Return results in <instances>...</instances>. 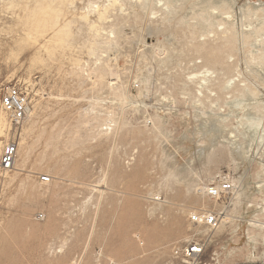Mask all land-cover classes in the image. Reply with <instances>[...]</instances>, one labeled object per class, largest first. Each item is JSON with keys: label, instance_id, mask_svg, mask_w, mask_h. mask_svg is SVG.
Returning <instances> with one entry per match:
<instances>
[{"label": "rangeland", "instance_id": "1", "mask_svg": "<svg viewBox=\"0 0 264 264\" xmlns=\"http://www.w3.org/2000/svg\"><path fill=\"white\" fill-rule=\"evenodd\" d=\"M109 1L112 3V0H36L35 2L34 0H0V95L11 85H19L29 95V111L25 120L19 125L13 124L9 115L0 108V157L9 142H14L19 148L14 170L13 168L4 170L0 166V264H165L171 247L188 236V215L194 210L205 207L204 199L208 196L203 193V188L208 184H217L221 174H230L232 179L237 180L230 196H236L245 204L243 214L245 219L249 218V214L246 213L248 204L261 202L264 191L260 186L264 180V112L260 113L261 116L253 112L251 106L255 102L245 91L247 92V84L253 86L252 88L259 92L261 98H257L256 101H264L261 97V94L264 97V84H262L264 68H260L264 65L260 64V59L257 60L259 52H264V38L262 41L259 40L261 36L264 37V31L255 33L258 35L256 37L260 36L257 39L253 31V26L258 25L256 28H260L264 25V14L257 15L258 13L253 12L257 7H253L252 12H248L242 2H256L254 4L262 5L264 8V0H237L233 5L234 24L238 35H236L235 50L229 55L228 60L235 68L229 72L232 75L221 71L224 76L222 77L218 71L221 64L215 65L217 69L215 66L214 69L219 73V78L222 77L218 85L213 82V77L209 76L214 69H210L211 72L206 70L204 60L199 59L198 52L195 53L196 49L190 50L204 41L205 35L200 34L207 33L209 27L207 28L203 21L204 24L188 17H191L198 6L201 7L200 9L208 8L206 4L208 0H176L174 5L178 6L175 9L164 5L165 0H148L147 3L145 0L147 5L142 4L141 2L144 1L141 0H125L130 3L112 5L111 11L108 6ZM218 1L212 2L219 6L220 1ZM86 6L89 11L91 10L89 19L95 20L99 26L103 24L100 26L101 32L104 30L103 35L96 33V27L89 24L88 20L79 18L83 11L88 10ZM103 6H108L106 15H109V19L102 23L98 19V12L102 11ZM116 9H120V12ZM244 9L248 13H245ZM175 10L176 14H174ZM208 10L210 14L216 13L214 16L216 20L221 19L219 17L222 14L217 15L220 13L218 9L213 7ZM112 12H116L115 15L120 17H114ZM246 16L250 17L251 26L247 23ZM190 19L193 21L190 22ZM179 21L183 23L180 24ZM112 23L116 25H111ZM187 24H194L199 30L194 38L182 36L181 29ZM64 25H67L68 33L59 31ZM112 29L116 31V36L111 39H114L113 42L117 46L112 43L114 47L110 48L111 41L109 44L108 39H105L107 42L105 44L103 40L108 35L103 36L112 32ZM179 29L181 32H178ZM248 31L252 38L249 37L250 40H247L249 43L243 42L241 35L245 32L247 34ZM209 33L211 39L208 41H212L213 33ZM116 37L118 38L115 40ZM182 37L185 39L183 40ZM190 41L193 43L191 44ZM190 44L194 46L191 47ZM93 50H97L94 51L96 54ZM100 56L103 60H99ZM100 61L108 63L105 64L108 67L117 64L118 78L115 76L112 79L107 71H104L107 72L106 76L104 72H95L98 75V77L95 75V78L92 71L99 65L104 66ZM200 61L205 69H202V65L198 67ZM256 61L260 66H257ZM212 66L210 68H213ZM222 68L223 66L220 69L224 71ZM101 74L103 76H100ZM193 74L195 76L199 74L200 77L207 79L200 78L202 82L198 83L197 77ZM193 76L194 79H191ZM99 79L106 85H101ZM111 81L119 84L118 92L121 91V96L119 93L118 95L126 97L124 103L121 104L118 99H114L116 95L108 86ZM212 83L216 84V87H211ZM220 83L225 85L220 86ZM238 83L243 87L241 88ZM202 84L210 88L208 93L212 95V98L207 97L208 100H205L207 101L205 106L206 104L212 106L213 115L216 112L217 116V121L211 122L220 123L226 120V123L222 122L224 126L216 127L217 131L219 130L218 134L227 136L228 140L236 139L242 142L234 158L231 159L232 156L227 155L224 160L213 166L214 179L211 180L210 176L203 172V165L199 163L195 165L194 170L186 168L187 172H184L186 177L184 174L180 176L181 180L178 184L175 182L177 176L173 179L175 183H172L173 180H169L168 175L166 176L172 168L168 166L172 163L171 160H166V155L170 152L166 150L160 132L165 134L170 132L167 136L174 134L175 139L172 142L174 147L177 149L178 146L182 147L181 139L176 137L180 136L186 126H182L179 112L194 115V110L201 102L198 103L200 101L198 99L193 106L190 99L193 97L189 94L194 95L197 85L204 87ZM217 86L219 89L215 92ZM107 88L110 90H106ZM220 88H224L222 89L224 91ZM243 88L245 91L240 93ZM195 89L196 91H192ZM234 89L241 90L237 92ZM205 94L208 95L206 92ZM35 100L40 103L38 101L35 103ZM92 101L95 103L92 112H97L102 118L107 119L108 112L113 111L114 115L117 114L115 117L121 120L120 125L114 126L112 123L109 128L106 125L97 128L102 120H96L98 124L95 122L97 124L95 134L85 141L87 143L68 146L69 138L74 136L77 119L79 116L82 118L81 115L90 105H94ZM36 105L38 108H35ZM202 107H204L203 103ZM33 109L37 114L30 116L29 112ZM156 112L164 116L162 127L158 124L159 126L155 128L152 125L153 121L146 119ZM124 118L129 122L127 123L129 125H126L128 127L133 125V128H127L125 124L121 125ZM218 123L216 126L219 125ZM5 124L11 128L7 132L8 135L6 131H1L5 129ZM125 127L127 129H123ZM154 129H157L155 132L158 131L156 133L158 140L152 134L155 133ZM59 133L62 134L61 137ZM49 137L54 141L53 139V142L50 141ZM148 139L150 143L147 142ZM66 140L67 144L64 145ZM18 158L20 159L18 162L23 164L17 162ZM17 167L22 170H18ZM43 175L51 176V180L43 182L41 180ZM163 183H167L170 187ZM190 184L196 185L194 187ZM177 186L180 192L176 190ZM189 187L187 192L186 189ZM171 188H176L175 192L179 193L178 196H174L177 195L175 192L172 195ZM42 192L45 193L41 194ZM185 193H189V199ZM192 198L198 201L194 202ZM207 201L205 205H213L211 200ZM155 203L161 204L160 212L150 214L149 210ZM257 221L264 222V214H260ZM262 229L264 226L254 229L257 234L252 245L259 237L264 238ZM172 231L174 233H170ZM219 233L224 240L230 241L231 245L223 251L225 264H261L255 253L253 254L257 256L256 258L249 257L252 252L246 249L249 248L245 246L248 245L247 238L243 237L236 242L239 244H236L233 243L232 238L229 240L231 236L228 228L219 230ZM232 247H237L234 248L233 254L230 252Z\"/></svg>", "mask_w": 264, "mask_h": 264}, {"label": "bare ground", "instance_id": "2", "mask_svg": "<svg viewBox=\"0 0 264 264\" xmlns=\"http://www.w3.org/2000/svg\"><path fill=\"white\" fill-rule=\"evenodd\" d=\"M36 0H34V2H35ZM55 1H62V0H55ZM72 1V0H71ZM130 1V0H129ZM128 1V2H129ZM134 1V0H133ZM141 1H144V2H141L142 4H144L145 3V0H141ZM147 1L148 0H146V3H147ZM177 1H179V0H177ZM203 1V0H202ZM206 1V0H205ZM213 0H208V3H207V1H206V4H207V6H208V8L207 7H205L204 9H200L201 7H197L196 9H195V11H194V13L191 15V17H188V18H193V19H195V20H197L198 22H201V23H205V26L207 25V28L209 29H207V33L206 32H203L202 30V32L203 33H201L200 35H202V36H204V37H206V38H204L203 40L204 41H202V42H199V44L198 45H196V46H194V45H191L192 43H193V41H190L191 42V47L192 46H194V48L192 47L190 50H192V49H196V52L195 53H197V54H199L198 56H199V59H203L204 60V66L206 67V70H208V71H210L211 72V70L210 69H214V66L215 65H217V64H221L220 65V67H219V69L223 66V68H224V71L223 70H219L218 69V71L221 73V74H219V73H217L216 71H215V69H217V66H215L216 68L214 69V71H212L211 72V75H209V76H212L213 78V82L214 83H216L217 85H218V83L220 82V80H221V78L222 77H224V76H222V72L224 73H229V72H231V70L233 69L234 70V68L232 67V64L229 62V60H228V57H229V55L232 53L233 54V51L235 50V41H236V35H238L237 34V31H236V27H235V24H234V13H233V5L234 4H236V1L237 0H219L220 1V5L219 6H217V5H215L214 4V2H212ZM218 1V2H219ZM239 1V0H238ZM241 1V0H240ZM254 1V0H253ZM261 1V0H260ZM259 1V2H260ZM52 2H54V1H52ZM110 2V1H109ZM127 2V1H126ZM126 2H125V0H112V3L110 4L109 3V7L110 6H112V5H115V4H121V5H123L124 3V5H126ZM128 2H127V5H128ZM258 2V1H257ZM49 3H50V1H49ZM59 3V2H58ZM64 3V2H63ZM130 3V2H129ZM145 3V4H146ZM150 3V2H149ZM164 5H169L168 6V8L169 7H171L172 9H175L177 6H175L174 4L176 3V0H165L164 1ZM181 3V2H180ZM183 3H184V1H183ZM205 3V2H204ZM246 7L245 8H247L246 10L249 12V11H251L252 12V9H253V7H257L256 9H255V11L253 10V12H255L257 15H259L260 13H261V15H262V13L264 14V12H262V11H264V8H263V6L261 5V6H259V5H256V4H254V3H256V2H254V3H252V2H250V1H245V2H242ZM36 4V3H35ZM51 4H53V3H51ZM92 4V3H91ZM139 4V3H138ZM141 4V5H142ZM152 4V3H151ZM150 4V5H151ZM178 4V3H177ZM202 4V3H201ZM258 4H260V3H258ZM59 5V4H58ZM107 5V4H106ZM131 5V4H130ZM141 5H140V7H141ZM147 5V4H146ZM180 5V4H179ZM184 5V4H183ZM107 6V7H108ZM119 6V5H118ZM145 6V5H144ZM149 6V5H148ZM201 6V5H200ZM203 6V5H202ZM92 8L94 7L93 5L91 6ZM90 7V8H91ZM106 6H103V9H102V11H99L98 12V19H99V21H102V23H103V21L105 20L106 21V19L109 17V15H106V10H108V8H107ZM117 7V6H116ZM146 7V6H145ZM145 7H143V8H145ZM182 7V6H181ZM196 7V6H195ZM214 7V9L216 8V9H218V12L220 11V13H218L217 15H223V16H226L225 18L221 15V17H219V18H221V19H215V17L214 16H216V13L215 14H210V11L208 10V9H210V8H213ZM86 8H87V6H86ZM85 8V9H86ZM114 8V7H113ZM118 8V7H117ZM122 8H123V6H122ZM126 8V7H125ZM130 8V7H129ZM161 8V7H160ZM193 8V7H192ZM207 8V9H206ZM38 9V8H37ZM88 9V8H87ZM86 9V10H87ZM124 9V8H123ZM127 9V8H126ZM171 9V10H172ZM179 9H181L180 7H179ZM179 9H178V11H179ZM200 9V10H199ZM94 10V9H93ZM109 10L111 11V7L109 8ZM117 10V9H116ZM120 9H118L117 11H119ZM122 10V9H121ZM128 10V9H127ZM246 10L244 9V11H245V13H248V12H246ZM91 11V10H90ZM89 9L87 10V11H83L84 13H82L80 16H79V18L81 19V20H88V22H89V24H91V25H93V26H95L94 28L97 30V32L96 31H94V32H96V33H98L99 32V34L101 33L102 35H103V31L101 32V30H102V28L100 27V26H102L103 24L100 22V24H102V25H97V23H96V21L95 20H90L89 19ZM96 11V10H95ZM113 11V10H112ZM115 11V10H114ZM123 11H125V10H123ZM143 11V10H142ZM243 11V10H242ZM241 11V12H242ZM120 12V11H119ZM167 11H165V14H167L166 13ZM174 12V11H173ZM108 13H109V11H108ZM112 13H114V12H112ZM255 13H254V15H255ZM116 14V12L114 13V17H116V16H118V17H120L119 15H115ZM119 14V13H118ZM151 14V13H150ZM174 14H176V10H175V13ZM249 14H251V13H249ZM253 14V13H252ZM111 15V14H110ZM120 15H121V13H120ZM163 15V14H162ZM169 15H170V13H169ZM245 15H247V14H245ZM256 15V16H257ZM260 15V16H261ZM112 16V17H113ZM171 16H172V14H171ZM243 16V15H242ZM249 16H251V15H249ZM117 17V18H118ZM163 17H164V15H163ZM185 17V16H184ZM183 17V18H184ZM247 17V16H246ZM253 17V16H252ZM259 17V16H258ZM257 17V18H258ZM172 18V17H171ZM170 18V19H171ZM243 18V17H242ZM248 18V22L247 23H249V18L250 17H247ZM263 18V17H262ZM109 19V18H108ZM111 19V18H110ZM119 19V18H118ZM163 19V18H162ZM168 19V18H167ZM193 19L191 20L190 19V22L191 21H193ZM253 19V18H252ZM57 20V19H56ZM182 20V19H181ZM109 21V20H108ZM116 21V20H115ZM114 21V22H115ZM196 21V22H197ZM203 21V22H202ZM66 22V21H65ZM117 22H118V20H117ZM168 22H170V21H168ZM197 22V23H198ZM242 22H244L243 20H242ZM246 22V21H245ZM252 22V21H251ZM250 22V23H251ZM257 22V21H256ZM87 23V22H86ZM179 23H180V21H179ZM181 23H183V21H181ZM180 23V24H181ZM203 23V24H204ZM250 23H249V25H250ZM253 23H254V21H253ZM263 23V22H262ZM65 24V23H64ZM241 24V23H240ZM70 25V24H69ZM111 25H116L115 23H112ZM66 26L67 25H64V26H62L61 28H59V31L60 32H65V33H68V29H66ZM162 26V25H161ZM179 26V25H178ZM182 26V25H181ZM251 26V25H250ZM258 26V25H257ZM256 26V27H257ZM260 26H261V24H260ZM81 27V26H80ZM105 27H107V26H105ZM104 27V28H105ZM109 27V26H108ZM244 27V26H243ZM256 27H254L253 26V31H254V35H255V37H256V35L257 34H259V33H261V32H263L264 30H263V28H264V25H262L260 28H256ZM94 28H93V30H94ZM110 28V27H109ZM112 28V27H111ZM118 28V27H117ZM186 28V30H183V29H185ZM203 28V27H202ZM252 28V27H251ZM106 29V28H105ZM183 29H181L182 30V33H183V37L185 36V38H188V37H191V38H194L195 37V35L197 34V32L199 31V30H197L196 29V27H195V25L194 24H187ZM200 29V28H199ZM242 29V28H241ZM181 30L179 29V31L178 32H181ZM243 30V29H242ZM56 31V30H55ZM111 31V30H110ZM244 31V30H243ZM247 31V30H246ZM57 32V31H56ZM55 32V33H56ZM118 32V31H117ZM209 32H212L213 33V35H212V41H208L209 39H211L210 37V33ZM111 33V34H110ZM177 33V32H176ZM182 33H180V34H182ZM243 33V32H242ZM252 33V32H251ZM255 33H257V34H255ZM264 33V32H263ZM70 34V33H69ZM116 31L115 30H113L112 29V32H108V33H106V35L104 34V36L103 37H105V36H107V38H104L103 40H105V39H108V41H109V44H110V41H111V44L110 45H112V43L114 44L115 42H113V40L114 39H111V38H114L116 35ZM65 35V34H64ZM96 35V34H95ZM117 35H119V34H117ZM188 35V36H187ZM243 35V36H242ZM241 35V37H243V42H247V43H249L248 41L250 40V38H252L251 36H250V33H249V31L247 32V34H246V32L245 33H243ZM252 35V34H251ZM261 35V34H260ZM98 36V35H97ZM99 36H101V35H99ZM112 36V37H111ZM258 36V35H257ZM127 37V36H126ZM182 37V38H183ZM250 37V38H249ZM254 37V36H253ZM260 37V36H259ZM259 37H256V39L257 38H259ZM118 37H116L115 38V40L117 39ZM181 38V39H182ZM185 38H183V40L185 39ZM264 37H262L261 36V39H259L260 41H262V39H263ZM196 39V38H195ZM249 39V40H248ZM103 40H101V41H103ZM248 40V41H247ZM118 41V40H117ZM187 41V40H186ZM127 42V41H126ZM264 42V41H263ZM101 42H99V44H100ZM107 42H106V40H105V44H106ZM251 43V42H250ZM262 43V42H261ZM260 43V44H261ZM116 44V43H115ZM114 44V45H115ZM194 44H197V43H194ZM244 44H246V43H244ZM114 45H112V46H110V48L111 47H114ZM188 45V44H187ZM247 45V44H246ZM117 45H115V47H116ZM159 46V45H158ZM261 46H262V44H261ZM98 47V46H97ZM121 47V46H120ZM119 47V48H120ZM184 47H186V46H184ZM189 48H190V46H188ZM250 47V46H249ZM263 47H264V43H263ZM118 48V47H117ZM122 48V47H121ZM120 48V49H121ZM189 48H187V49H189ZM99 49V48H98ZM104 49V48H103ZM158 49V48H157ZM159 49H160V47H159ZM158 49V50H159ZM162 49H164L163 47H162ZM116 50V49H115ZM244 50V49H243ZM264 50V49H263ZM262 50V51H263ZM92 51V50H91ZM90 51V52H91ZM95 50H93V52H94ZM97 51V50H96ZM95 51V52H96ZM161 51V50H160ZM194 51V50H193ZM89 52V53H90ZM92 52V53H93ZM94 52V54H96ZM181 52V51H180ZM183 52V51H182ZM91 53V55H94V54H92ZM121 54V53H120ZM119 54V55H120ZM180 54V53H179ZM256 55V54H255ZM95 57H96V55H95ZM257 57H258V59L257 60H259L260 59V64L262 65H264V52H259V55H257ZM98 58H100L99 60H103V58H101V56L100 57H98ZM180 58V57H179ZM230 58V57H229ZM252 58H254V57H252ZM252 58H250V60L252 61ZM256 59V58H255ZM254 59V60H255ZM107 60V59H106ZM202 60V61H203ZM88 62V61H87ZM90 62V61H89ZM93 62V61H92ZM101 62V61H100ZM103 62V61H102ZM101 62V63H102ZM108 62V61H107ZM193 62V61H192ZM255 62V61H254ZM104 63V66L103 67H101L102 65H99V67L97 68V69H94V71H92V74L94 73V77L96 78V76L98 77V75H96L97 73H95V72H100V73H102V72H104V71H107V72H109V74L108 75H110V76H112V79L113 78H115V76L118 78V74H117V64H110V65H112V66H110V67H108V65L106 66L105 64H108V63H105V61L103 62ZM200 63H201V61H200ZM233 63V62H232ZM256 63H257V66L259 65L260 66V64H259V62H257L256 61ZM252 64V63H251ZM255 64V63H254ZM88 65H89V63H88ZM94 65V64H93ZM200 65H202V63L201 64H198V67L200 66ZM211 65H213L212 67L213 68H210V66ZM97 66V65H96ZM105 66H106V68L108 69H106L105 68ZM204 66L202 65V69L204 68ZM235 66V65H234ZM252 66H256V65H252ZM91 67V66H90ZM94 67V66H93ZM82 68V67H81ZM222 68V69H223ZM238 68V67H237ZM258 68V67H257ZM261 69L262 68H264V67H260ZM129 69V68H128ZM201 69V68H200ZM205 69V68H204ZM255 69V68H254ZM253 69V70H254ZM88 70V69H87ZM118 70H119V68H118ZM199 70V69H198ZM197 70V71H198ZM196 71V72H197ZM222 71V72H221ZM255 71V70H254ZM256 71H258V70H256ZM107 72H104V74L106 73L107 74ZM194 72V71H193ZM192 72V73H193ZM199 73L201 72V70L200 71H198ZM197 72V73H198ZM234 72V71H233ZM238 72V71H237ZM261 72V71H260ZM82 73V72H81ZM90 73V72H89ZM100 73H98V74H100ZM191 73V74H192ZM253 73V72H252ZM255 73V72H254ZM253 73V74H254ZM259 73V72H258ZM257 73V74H258ZM82 74H84V73H82ZM91 74V73H90ZM90 74H88V76L90 75ZM106 74L104 75V76H106ZM177 74V73H176ZM202 74V73H201ZM205 74H207V73H205ZM204 74V75H205ZM214 74V75H213ZM218 74L220 75V76H222V77H220L219 78V76H218ZM229 74H231V73H229ZM238 74H240V73H238ZM96 75V76H95ZM194 75V74H193ZM224 75V74H223ZM225 75H228V74H225ZM232 75V74H231ZM230 75V76H231ZM235 75H237L236 73H235ZM256 75V74H255ZM264 75V74H263ZM100 76H103V74H101ZM195 76V75H194ZM194 76H193V78L191 77V79H194ZM239 76V75H238ZM262 76V75H261ZM83 77V76H82ZM89 77H91V76H89ZM195 77H197V82L199 83V82H202V80L200 79V78H202L203 80H205V79H207V78H203L202 76L200 77V75L198 74V75H196ZM236 77V76H235ZM240 77V76H239ZM238 77V78H239ZM257 77V76H256ZM260 77V76H259ZM101 78V77H100ZM103 78V77H102ZM101 78V79H102ZM146 78V77H145ZM188 78V77H187ZM229 79V78H228ZM231 79V78H230ZM233 79V78H232ZM240 79H241V77H240ZM258 79V78H257ZM259 79H263V78H259ZM92 80V79H91ZM95 80V79H94ZM97 80V79H96ZM100 80V79H99ZM102 80H104V79H102ZM118 80V79H117ZM148 80V79H147ZM147 80H145L146 82H147ZM150 80V79H149ZM200 80V81H199ZM193 81V80H192ZM191 81V82H192ZM195 81V80H194ZM193 81V82H194ZM210 81L212 82V80L210 79ZM210 81H208V82H210ZM237 81V80H236ZM239 81V80H238ZM93 82H95V81H93ZM99 83L100 82H102L101 83V85L102 84H105V83H103V81H98ZM210 82V83H211ZM222 82H224V81H222ZM145 83V82H144ZM188 83V82H187ZM214 83H212V85H211V87L212 86H215L216 87V84H214ZM214 84V85H213ZM221 84L222 83H220V86H221ZM224 84V83H223ZM222 84V86H224ZM234 84V83H233ZM241 84V83H240ZM240 84L238 83V85L240 86ZM262 84H264L263 82H262ZM106 85V84H105ZM104 85V86H105ZM195 85H196V82H195ZM199 85H201V83L199 84ZM203 85V84H202ZM235 85H237V84H235ZM103 86V87H104ZM108 86L110 87V89L111 90H113L114 91V94L116 95H114L115 97H114V99L116 98V99H118L119 100V102H121V104L122 103H124L125 102V100H126V97L125 96H123V97H120L121 96V94H120V92H118V90H120V86H119V84H117V82H110L109 84H108ZM108 86H105V87H108ZM193 86V85H192ZM204 87H202V86H198L197 85V91H196V89L195 90H192V91H196L195 93H194V95H192V93L191 94H189V93H187V95L189 94L190 96H192L193 97V99L190 97V99L192 100H190V99H188V100H190L194 105L193 106H195V104H196V100H200V101H198V103H200L201 102V104H199L197 107H196V109L194 110V108H193V110H194V115H192V114H188L187 112H185V113H183V112H179V114H180V117H181V122H182V126H186V128L184 129V130H182L181 131V133H180V136L179 137H176V139H181V144H182V147H180V146H178V149L177 148H175L174 147V145H173V141H174V139H175V137L171 134V135H169V136H167L168 135V133H170V132H167L166 134L164 133V132H160L161 133V135H163V143L166 145L165 147H166V150L167 151H169L170 153L168 154V155H166V160L168 161V160H171V164L170 165H168V166H170V167H172L171 169H170V172L168 173V174H166V176L168 177V178H170L169 180H173L174 178H175V176H177V179H175V182L178 184V182H180V180H181V177L180 176H183V174H184V172H187V170L185 171V169L187 168L188 170H194V167H195V165L196 164H199V163H201L202 165H203V172L206 174V175H208V176H210V179L212 180V179H214V177L212 176V173H213V170H212V168H213V166L214 165H216V164H218L220 161H222V160H224L226 157L225 156H227L228 155V157L229 156H232L231 157V159L232 158H234V155H235V153L238 151V149H239V145H241V142H242V140H240V141H236V139L235 140H228V138H227V136H221L220 134H218V132H219V130L217 131V128L216 127H221V126H224L225 124H222V122L223 123H226V120H225V122L224 121H222V122H220V123H218L219 125H217L216 126V122L215 123H213V122H211V121H217V119H216V115H215V113L216 112H214V115H213V108L211 109V107H209L208 106V104H206V106H208V107H206L205 106V102H207V101H205L206 99H207V97H208V99H209V97H211L212 98V95L211 94H209L208 93V91L210 90V88H207L206 87V85H203ZM208 86V85H207ZM108 87V88H109ZM123 87V86H122ZM173 87V86H172ZM210 87V86H209ZM218 87V86H217ZM237 87V86H236ZM235 86H234V88H236ZM241 87V86H240ZM239 87V88H240ZM243 87V86H242ZM241 87V88H242ZM245 88H246V83H245V86H244ZM253 87V86H252ZM251 86H249L248 84H247V92L244 90L245 88H243L242 89V92H240V93H243V90L245 91V93H248L247 95L252 99V100H254V102H255V104H253V106H251V107H253V109H254V111L253 112H255L256 114L257 113H261V112H264V108L262 109V106H264V101L263 100H259V101H256L257 100V98L258 99H261L260 98V95H259V92L254 88H252ZM106 89V90H110V89ZM238 88V89H239ZM103 89H105V88H103ZM212 89H214V88H212ZM218 89H219V87L217 88V90L215 91V92H217L218 91ZM221 90L222 89H224V88H220ZM138 90V89H137ZM215 90V89H214ZM237 89H234V91H236ZM241 90V89H240ZM240 90H237V92L238 91H240ZM102 91H105V90H102ZM213 91V90H212ZM222 91H224V90H222ZM231 91H233V90H231ZM234 91H233V94H234ZM140 92H142V91H140ZM186 92V91H185ZM205 92L208 94V95H206L205 94ZM211 92V91H210ZM214 92V91H213ZM215 92H214V95H215ZM227 92V91H226ZM237 92H235V93H237ZM118 93L120 94V96L118 95ZM183 93V92H182ZM222 93V92H221ZM231 93V92H230ZM199 94V95H198ZM261 94V93H260ZM170 95V94H169ZM217 95V94H216ZM224 95V94H223ZM235 95V94H234ZM241 95V94H240ZM243 95V94H242ZM246 95V94H245ZM246 95V96H247ZM244 96V95H243ZM167 97H169V96H167ZM171 97V96H170ZM185 97V96H184ZM218 97V96H217ZM241 97V96H240ZM261 97L262 98H264L263 97V95L261 94ZM186 98V97H185ZM189 98V97H188ZM235 98V97H234ZM245 98H248V97H245ZM35 99V98H34ZM113 99V98H112ZM171 99V98H170ZM207 99V100H208ZM236 99V98H235ZM238 99V98H237ZM215 100H216V98H215ZM227 100V99H226ZM251 100V101H252ZM38 101V100H37ZM36 100H35V103L37 102ZM98 101V100H97ZM218 101V100H217ZM223 101V100H222ZM39 102V101H38ZM93 102V101H92ZM118 102V101H117ZM169 102V101H168ZM249 102V101H248ZM253 102V101H252ZM40 103V102H39ZM94 103V102H93ZM202 103H203V106L204 107H202ZM220 103V102H219ZM227 103V102H226ZM116 104V103H115ZM126 104V103H125ZM201 105V107H199ZM34 106V105H33ZM37 106V105H36ZM35 106V108H38V106L36 107ZM220 106V105H219ZM250 107V106H249ZM34 108V107H33ZM228 108V107H227ZM94 109H95V103H94V105H90V107H88L87 109H86V112H84L81 116H82V118H80V116H79V119H80V121H79V119H77L78 120V122H77V125L75 126V128L74 127H72V128H74L75 129V133H74V136L73 137H70V136H68V137H70L69 139V142H68V146H71V145H75V144H83L84 145V142L85 141H88L92 136H94V134H95V127H96V125L98 124L97 122H96V120H99L100 119V121H101V123L99 122V125L97 126V128L98 127H100L101 126V128H102V126L103 125H106L108 128L111 126V124L112 123H114V126H115V124L116 125H118L120 122H121V120H118V118L117 117H115L116 115H114L113 114V111H112V113L110 114L109 112H108V116H107V119H104V118H102L101 116H100V114L99 113H97V112H92V110L94 111ZM97 109V108H96ZM248 109V108H247ZM252 109V108H251ZM250 109V110H251ZM252 109V110H253ZM263 111H262V110ZM2 110V109H1ZM32 110V109H31ZM36 110V109H35ZM99 110H100V108H99ZM120 110V109H119ZM135 110H136V108H135ZM218 110V109H217ZM261 110V111H260ZM3 111V110H2ZM116 111V110H115ZM114 111V112H115ZM4 112V111H3ZM119 112V111H118ZM222 112V111H221ZM220 112V113H221ZM30 114V116H35V113L36 112H34V109H33V111H30L29 112ZM82 113V112H81ZM147 113V112H146ZM169 113V112H168ZM178 113V112H177ZM7 114V113H6ZM37 114V113H36ZM106 114V113H105ZM120 114V113H119ZM1 115V114H0ZM149 115V114H148ZM166 115V114H165ZM195 115H197L198 117H196ZM222 115V114H221ZM235 115V114H234ZM167 116V115H166ZM224 116V115H223ZM222 116V117H223ZM242 116V115H241ZM257 116H258V114H257ZM256 116V117H257ZM260 116H261V114H260ZM248 117V116H247ZM1 118V117H0ZM35 118V117H34ZM33 118V119H34ZM126 118V117H125ZM125 118L123 119V123H121V125L122 124H127V123H129L127 120H125ZM162 118H164V116H162V114H159V113H155V114H153V115H151V116H148V117H146V119L147 120H150V121H153L152 122V125L156 128V126L158 125V124H160V127H162L161 125V123H162ZM226 118V117H225ZM127 119V118H126ZM153 119V120H152ZM168 119H169V117H168ZM216 119V120H215ZM11 120V119H10ZM221 120V119H220ZM223 120H224V118H223ZM229 120V119H228ZM227 120V121H228ZM33 121V120H32ZM34 121H35V119H34ZM180 121V120H179ZM244 121V120H243ZM254 121V120H253ZM262 121V120H261ZM1 122V121H0ZM36 122V121H35ZM34 122V123H35ZM97 124H96V123ZM147 122V121H146ZM230 122V121H229ZM246 122V121H245ZM33 123V122H32ZM32 123H30V124H32ZM94 123H95V125H94ZM213 123V124H212ZM246 123H248V122H246ZM146 124V123H145ZM6 125V124H5ZM32 125H34V124H32ZM120 125V124H119ZM127 125H129V124H127ZM126 125V127L127 128H133V125H131V126H127ZM147 125V124H146ZM259 125V124H258ZM31 126V125H30ZM159 126V125H158ZM181 126V127H182ZM2 127V126H1ZM5 127V129H3V130H1V131H6L5 133H7L9 130H11V128H9V126L8 125H6V126H4ZM11 127V126H10ZM118 127V126H117ZM121 127V126H120ZM123 127H124V125H123ZM123 128V129H127V128ZM153 127V128H154ZM215 127V128H214ZM229 127H230V124H229ZM28 129L29 128H31V127H27ZM108 128H106V131L108 130ZM122 128V127H121ZM231 128V127H230ZM2 129V128H1ZM105 129V128H104ZM104 129H99V130H101V131H103ZM151 129H152V127H151ZM83 130V131H82ZM113 130V129H112ZM146 130V129H145ZM157 129H154V132L156 131ZM158 130H159V128H158ZM230 130V129H229ZM250 130V129H249ZM59 131H61V130H59ZM71 131H72V129H71ZM101 131H99V133L101 132ZM148 131V130H147ZM152 131H153V129H152ZM151 131V132H152ZM223 131V130H222ZM45 132V130L43 131V133ZM70 132V131H69ZM110 132V131H109ZM146 132V131H145ZM224 132H225V130H224ZM250 132V131H249ZM43 133H41V134H43ZM58 133V132H57ZM60 133H62V131L60 132ZM59 133V134H60ZM96 133H97V131H96ZM102 133V132H101ZM104 133V132H103ZM113 133V132H112ZM150 132H148V134H149ZM156 133H158V131L157 132H155V133H152V134H154L155 135V137H156V140H158V134H156ZM163 133V134H162ZM231 133V132H230ZM71 134V133H70ZM72 134H73V132H72ZM139 134V133H138ZM143 134V133H142ZM151 133H150V135H152ZM229 134V133H228ZM7 135H8V133H7ZM25 135V134H24ZM61 135L62 134H60V136L59 137H61ZM98 135V134H97ZM225 135V134H224ZM227 135V134H226ZM5 136V135H4ZM20 136V135H19ZM145 137L147 136V133H146V135H144ZM149 136V135H148ZM232 136V135H231ZM250 136V135H249ZM258 136V135H257ZM51 137H53L54 138V136H51ZM56 137V136H55ZM58 137V138H59ZM98 137V136H97ZM155 137L153 136V139H155ZM158 137V138H157ZM20 138H22L21 136H20ZM19 138V139H20ZM24 138V137H23ZM50 138V137H49ZM53 138H50V141H52V139ZM57 138V137H56ZM161 138V137H160ZM48 139V138H47ZM55 139V138H54ZM54 139H53V141H54ZM68 139V138H67ZM23 140V139H22ZM57 140V139H56ZM55 140V141H56ZM152 140V139H151ZM156 140H154V141H156ZM26 141V140H25ZM49 141V140H48ZM52 141V142H53ZM59 141V140H58ZM154 141H152V142H154ZM244 141V140H243ZM47 142V141H46ZM57 142V141H56ZM66 143H63L64 145H66L67 144V140L65 141ZM147 142H149V139H148V141ZM160 142V141H159ZM22 143V142H21ZM58 143V142H57ZM85 143H87V142H85ZM150 143V142H149ZM20 144V143H19ZM48 145L50 144V142L49 143H47ZM53 144V143H52ZM51 144V145H52ZM56 144V143H55ZM22 145V144H21ZM25 145V144H24ZM27 145V144H26ZM25 145V146H26ZM28 145H29V143H28ZM6 146V145H5ZM53 146H54V144H53ZM27 147H29V146H27ZM56 147V150L58 149L57 148V146H55ZM65 147H67V146H65ZM1 148V147H0ZM31 148V147H30ZM54 148V147H53ZM67 148H70V147H67ZM28 149V148H27ZM26 149V150H27ZM55 149V148H54ZM4 150V149H3ZM17 150H19V148H17ZM29 150V149H28ZM27 150V151H28ZM55 150V151H56ZM67 150V149H66ZM0 151H1V149H0ZM27 151H26V155H27ZM30 151V150H29ZM244 151H246V150H244ZM19 152H22V151H19ZM57 152V151H56ZM56 152H54V153H56ZM16 154H17V152H16ZM21 155H22V153H20ZM172 154V155H171ZM248 154V153H247ZM164 155V154H163ZM171 155V156H170ZM19 156V155H18ZM246 156H248V155H246ZM21 157V156H20ZM225 157V158H224ZM240 157V156H239ZM242 157H244V156H242ZM15 158H16V156H15ZM27 159V158H26ZM25 159V160H26ZM235 159H236V157H235ZM234 159V160H235ZM244 159H245V157H244ZM16 160V159H15ZM18 160H20L19 158L17 159V162H18ZM142 160H144V159H142ZM237 160V159H236ZM24 161V160H23ZM233 161V160H232ZM240 160L238 159V162H239ZM170 162V161H169ZM234 162V161H233ZM236 162V161H235ZM19 163V162H18ZM161 163V162H160ZM14 164H15V162H14ZM20 164V163H19ZM21 164H23V163H21ZM20 164V165H21ZM24 164L26 165V162H24ZM235 164V163H234ZM16 165H18V164H16ZM164 165V164H163ZM20 167V166H19ZM216 167V166H215ZM17 169H18V167H17ZM17 169H16V171H17ZM19 169H21L22 170V168H19ZM18 169V170H19ZM4 170H6V169H4ZM13 170H14V168H13ZM195 172V171H194ZM69 173V172H68ZM192 173V172H191ZM188 174V173H187ZM70 175V174H69ZM227 176H229L230 177V179H231V181H232V183H237L236 181L237 180H235L234 178L232 179L231 178V176H230V174H226ZM218 176V175H217ZM221 177H223V174H221L220 175ZM167 177H166V180H167V182H168V179H167ZM184 177H186L185 176V174H184ZM183 177V178H184ZM240 178V177H239ZM183 180V179H182ZM164 181V180H163ZM185 181V180H184ZM183 181V182H184ZM239 181V180H238ZM162 182V181H161ZM174 182V180L172 181V183ZM174 182V183H175ZM218 182V181H217ZM169 183V182H168ZM263 184H261L260 186H261V188L262 189H264V180H263V182H262ZM160 184V183H159ZM163 184H166L167 185V183H163ZM193 184V183H192ZM192 184H190V185H192ZM260 184V183H259ZM161 185V184H160ZM170 185L172 186V184L170 183ZM196 185V184H195ZM195 185H192V186H194L195 187ZM210 184H208V185H206L204 188H203V193L204 194H206V192H205V190H206V187L207 186H209ZM163 186V185H162ZM167 186H169V185H167ZM247 186V185H246ZM170 187V186H169ZM168 187V189H170ZM175 187V186H174ZM158 188H159V186H158ZM162 188V187H161ZM167 188V187H166ZM177 188V189H176ZM176 188H174V189H172L171 188V191H172V195H174V193L173 192H175L176 190L178 191V186L176 187ZM180 188V187H179ZM168 189H166V190H168ZM176 189V190H175ZM190 189V187L188 188V189H186V191L188 192V190ZM163 190V189H162ZM174 190V191H173ZM170 191V190H169ZM169 191H167V194L169 193ZM166 192V191H165ZM178 192H180V191H178ZM190 192V191H189ZM238 192V191H237ZM43 193H45V192H42L41 194H43ZM176 193V192H175ZM177 195H174V196H178V194L179 193H176ZM186 194V193H185ZM184 194V195H185ZM189 194V193H188ZM188 194H186V195H188ZM151 195H156V194H151ZM171 196V195H170ZM207 196V195H206ZM173 197V196H172ZM185 197V196H184ZM187 197V196H186ZM185 197V198H186ZM189 197H190V195H188V199H189ZM180 198V197H179ZM158 199V198H157ZM193 199V198H192ZM209 199V200H208ZM194 200V202H195V200H196V198L195 199H193ZM204 200H208V201H210L211 200V202H213L212 204L213 205H211V206H223V204H222V201H221V199H219V198H211V197H208V198H205ZM196 201H198V200H196ZM206 201H205V204H206ZM207 201V202H208ZM193 202V201H192ZM203 205V206H205V207H203V208H206V206L207 207H211V206H208V205H210V204H208V205ZM160 206H161V204L160 203H155V205H153L152 206V208H150V210H149V213L150 214H154V213H159L160 212ZM162 208V207H161ZM189 210V209H188ZM198 210V209H197ZM190 211V210H189ZM188 211V212H189ZM194 211H196V210H194ZM194 211H192V212H194ZM246 213H248L249 214V218H247V219H245L244 218V223L242 224V226L240 227L241 228V233H238V235H237V237L236 238H234V242L233 243H236V242H239V240H240V238L241 237H244L245 239L247 238V244L248 245H246L245 244V246H247V247H249V248H246L249 252H252V253H250V255H249V257L251 258H253V257H257L258 256V258L257 259H263L264 258V248H263V251L261 252V251H259L258 250V247H257V245H258V241H263L264 242V238H262V237H259L258 238V240H257V242L254 244V245H252L251 243H254V240H255V238L254 237H256V234H257V232H255V228H257V227H262V226H264V222H260V221H257V218H258V216H260V214H264V191H263V196H262V198H261V202H256V203H254V204H248V207L246 208ZM180 220V219H179ZM179 220H177V222L179 221ZM179 223V222H178ZM228 223H229V220H228V218L225 216V218L223 219V221H222V224H221V226L219 227V230H224V229H226V228H228ZM166 228V227H165ZM167 228H169V227H167ZM189 229H190V225H189ZM54 230V229H53ZM163 230V229H162ZM262 230H264V229H262ZM168 231H169V229H168ZM174 232H175V230H174ZM173 231L172 232H170V233H174ZM160 233H162V232H160ZM159 233V234H160ZM167 233V232H166ZM164 234H165V232H164ZM240 234V235H239ZM161 236H163V235H161ZM168 236H169V234H168ZM162 238V237H161ZM155 241V240H154ZM163 241V240H162ZM159 243V242H158ZM157 244V243H156ZM236 244H239V243H236ZM251 244V245H250ZM230 245V244H229ZM231 246V245H230ZM234 248H237V247H232V250L230 251L231 253L233 252V250H234ZM245 249V250H246ZM146 250V249H145ZM234 252H236V251H234ZM253 253H255L257 256H255ZM229 254V253H228ZM233 254V253H232ZM158 255V254H157ZM233 256H235V255H233ZM230 258V257H229ZM228 259V258H227ZM232 259H233V257H232ZM233 260H235V259H233ZM230 262H232V260L230 259ZM115 263V262H114ZM125 263V262H124Z\"/></svg>", "mask_w": 264, "mask_h": 264}, {"label": "built area", "instance_id": "3", "mask_svg": "<svg viewBox=\"0 0 264 264\" xmlns=\"http://www.w3.org/2000/svg\"><path fill=\"white\" fill-rule=\"evenodd\" d=\"M0 108L9 115L13 124L19 125L27 117L29 95L19 85L8 86L0 95ZM17 147L14 142L6 144L0 157L1 169L12 170ZM41 180L49 182L51 176L43 175ZM234 188V183L227 175L220 177L217 184L206 187V195L221 199L223 206L200 208L191 212L188 215L190 225L188 236L171 247L165 264H225L223 251L230 246V241L222 238L219 227L226 216L229 220L228 229L231 236L229 240L232 238L234 242V238L241 233L240 227L245 221L243 215L245 204L236 196H230ZM258 242V250L262 252L264 242ZM258 262L263 264L264 258Z\"/></svg>", "mask_w": 264, "mask_h": 264}]
</instances>
